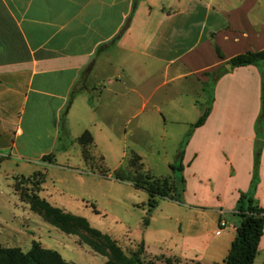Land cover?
Returning <instances> with one entry per match:
<instances>
[{"label":"crops","instance_id":"0c3cea01","mask_svg":"<svg viewBox=\"0 0 264 264\" xmlns=\"http://www.w3.org/2000/svg\"><path fill=\"white\" fill-rule=\"evenodd\" d=\"M248 51H264V0H0V156L41 161L53 154L73 90L65 127L79 99L95 117L122 113L128 93L145 109L151 95L172 86V123L189 128L184 191L179 201L163 198L184 214L168 256L222 264L236 234L237 200L253 178L261 75L255 66L226 68ZM219 70L206 108L184 103L203 94L207 75ZM152 107L161 111L158 103ZM198 108L208 115L193 128L201 115L193 123L185 117ZM41 115L49 118L48 146L37 156L21 152L19 145L38 139L28 132ZM254 200L264 210V139ZM253 264H264V226Z\"/></svg>","mask_w":264,"mask_h":264},{"label":"rangeland","instance_id":"374dc122","mask_svg":"<svg viewBox=\"0 0 264 264\" xmlns=\"http://www.w3.org/2000/svg\"><path fill=\"white\" fill-rule=\"evenodd\" d=\"M157 83L155 79L146 85L145 96L153 93ZM128 87L136 88L137 84L128 83ZM204 89L198 97L194 94L184 97V103L197 100L201 108H206L212 83ZM175 92L172 86L161 89L151 95L145 109H141V100L135 94L128 93L123 100L122 113L117 110L107 114L99 112L95 117L79 99L66 123L69 134L64 135L59 127L60 139L53 151L55 158L46 162L13 156L3 159L0 163V246L27 252L32 243L37 242L74 264H103L107 260L82 244L77 235L63 233L50 221L30 211L27 200L20 195H33L67 215L84 218L91 228L115 240L124 255L143 243L145 264H204L168 256L176 252L177 219L184 214L173 202L159 198L148 215V195L143 189L146 182L141 179L149 175L147 185L170 188L175 194L181 190L179 174L170 166L177 162L178 153L184 148L189 125L172 123L175 116L169 108ZM155 103L161 106L159 113L153 110ZM200 115L199 108L189 110L185 120L193 123ZM48 121L45 115L39 117L35 130L28 132L32 139L35 136L38 139L28 142L27 147L19 145L21 152L26 149L37 156L46 149ZM84 132H88L92 143L88 137L84 145L78 142ZM62 146L65 149H61ZM105 170L106 176L99 174ZM115 174L125 178L116 180ZM145 218L150 222L147 226L143 225ZM180 226L184 231L185 221ZM75 231L86 236L80 229Z\"/></svg>","mask_w":264,"mask_h":264},{"label":"trees","instance_id":"16d2710c","mask_svg":"<svg viewBox=\"0 0 264 264\" xmlns=\"http://www.w3.org/2000/svg\"><path fill=\"white\" fill-rule=\"evenodd\" d=\"M220 56V52L216 50ZM232 68L255 66L259 69L261 75V111L256 122V135L254 148V165H253V178L246 193L239 196L235 215L238 218V225L236 227V234L231 242L229 252L222 264H253L257 253L260 239L263 235L264 226V210L259 207L254 200V192L258 183V167L261 155V149L263 146L264 129H263V110H264V51H248L239 54L231 58L228 62ZM223 74L222 70L218 72L208 74L209 84L214 83ZM76 92L73 90L70 94L67 107L60 118V127L64 135L68 134L65 127V116L69 105L71 104ZM208 115L207 109L202 113L197 122L193 125V128L200 127ZM88 137L90 142L92 140L88 132H84L78 142L84 145V139ZM60 139V138H59ZM89 142V141H88ZM65 149V147H60ZM184 155V149L178 153L177 162L170 166V169L174 172H178L179 181L182 185L178 194H175L174 190L165 187H154L153 185H147L149 175L144 178L141 177L146 183L143 185L144 191L148 195L147 199V214L150 215L151 211L156 207L157 200L159 198H167L174 201H179L181 193L184 191V180L180 176L182 172V159ZM83 157L86 161V153H83ZM54 158L53 154L45 155L41 158L42 162L50 161ZM5 157L0 156V163ZM51 163V162H50ZM100 175L106 176L107 171H100ZM116 180H123L125 177L122 174L114 175ZM138 183V181H137ZM136 183V187L138 186ZM20 198L27 200L30 211L38 213L46 221H50L52 225L60 229L67 235H77L82 244L86 245L94 253L106 257V261L103 264H145L142 261V256L145 253L144 244L140 243L139 247L131 252L129 255H124L117 242L111 239L109 236L94 230L89 226L84 218L78 216H71L61 212L58 208L52 207L43 199H38L32 196H22ZM93 211H95L92 206ZM97 213V212H96ZM149 223L148 218H145L143 225L147 226ZM77 229L82 230L86 236L78 235L75 231ZM0 264H74L72 262L65 261L61 255L50 249H45L40 246L39 243L34 242L31 248L27 252H23L20 248H3L0 246Z\"/></svg>","mask_w":264,"mask_h":264},{"label":"water","instance_id":"95a60500","mask_svg":"<svg viewBox=\"0 0 264 264\" xmlns=\"http://www.w3.org/2000/svg\"><path fill=\"white\" fill-rule=\"evenodd\" d=\"M227 67L229 68V67H230V65H227V66H226V68H227Z\"/></svg>","mask_w":264,"mask_h":264},{"label":"built area","instance_id":"2783aa9c","mask_svg":"<svg viewBox=\"0 0 264 264\" xmlns=\"http://www.w3.org/2000/svg\"><path fill=\"white\" fill-rule=\"evenodd\" d=\"M224 226V224H221V227H223Z\"/></svg>","mask_w":264,"mask_h":264}]
</instances>
